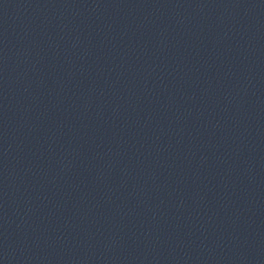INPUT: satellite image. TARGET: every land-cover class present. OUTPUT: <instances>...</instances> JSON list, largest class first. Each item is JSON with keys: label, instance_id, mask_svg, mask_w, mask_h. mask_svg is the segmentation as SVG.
<instances>
[{"label": "water", "instance_id": "95a60500", "mask_svg": "<svg viewBox=\"0 0 264 264\" xmlns=\"http://www.w3.org/2000/svg\"><path fill=\"white\" fill-rule=\"evenodd\" d=\"M0 264H264V0H0Z\"/></svg>", "mask_w": 264, "mask_h": 264}]
</instances>
